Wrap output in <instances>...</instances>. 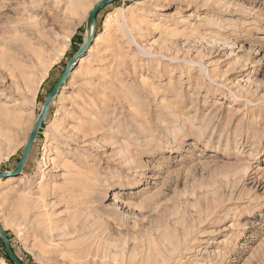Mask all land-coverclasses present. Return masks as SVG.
<instances>
[{
  "label": "rangeland",
  "instance_id": "374dc122",
  "mask_svg": "<svg viewBox=\"0 0 264 264\" xmlns=\"http://www.w3.org/2000/svg\"><path fill=\"white\" fill-rule=\"evenodd\" d=\"M98 1L0 0V170ZM0 219L25 264H264V0L102 7L21 174L0 178Z\"/></svg>",
  "mask_w": 264,
  "mask_h": 264
},
{
  "label": "water",
  "instance_id": "95a60500",
  "mask_svg": "<svg viewBox=\"0 0 264 264\" xmlns=\"http://www.w3.org/2000/svg\"><path fill=\"white\" fill-rule=\"evenodd\" d=\"M115 0H99L98 2H96V4H94L93 8L90 10L88 17H87V31L91 25V23L94 24V29L92 30L91 34L85 38L84 42L82 43L81 47L78 49V51L70 58L69 62L67 63L66 67L64 68L62 74L60 75V77L57 79V81L54 83V85L50 88V90L48 91L44 102H43V106L39 112V115L37 116L34 125L28 135L26 144L23 148L22 154L17 162V164L15 165V167L11 170V171H7V170H0V178H7L10 176H18L19 174H21L24 165L30 155L31 149L33 147V144L36 140V137L39 133V130L44 122V120L46 119L51 103L54 100V98L57 96V94L59 93V91L61 90V88L64 86L65 82L67 81V79L69 78L71 72L73 71L76 62L78 61V59L86 53L88 47L91 45L95 35H96V26H97V13L99 12V10L104 7L105 5L113 2ZM87 35V34H86ZM0 238L4 244L5 250L7 252V254L9 255V257L11 258V260L13 261L14 264H24L21 259L19 258V256L15 253L10 240L8 238V235L6 233V230L4 229L1 219H0Z\"/></svg>",
  "mask_w": 264,
  "mask_h": 264
},
{
  "label": "bare ground",
  "instance_id": "6f19581e",
  "mask_svg": "<svg viewBox=\"0 0 264 264\" xmlns=\"http://www.w3.org/2000/svg\"><path fill=\"white\" fill-rule=\"evenodd\" d=\"M61 11V10H60ZM94 29V24L93 23H91V25H90V27H89V29H88V34H87V37L91 34V32H92V30ZM36 33H37V31H36ZM37 42H38V44L40 45V47H41V49H36L35 47H31V44H32V41H29L30 43H28L27 44V42H25L24 43V45H23V48H30L31 47V49H29L30 50V53H31V59H33V61L35 62V63H40L41 65L43 64V61H42V56H43V51H44V48H48L47 46H49L50 45V43H51V41H50V37H48L47 36V33L45 32V31H42L41 33H39V35H37ZM36 43V42H35ZM23 48H21V49H23ZM42 48H43V50H42ZM113 49V48H112ZM19 50V49H18ZM116 54V53H115ZM117 56V55H116ZM15 58V57H14ZM14 58H11V62H10V60H9V62H8V59L7 60H5L6 62H7V65H5V63L4 62H2V65H4L5 67H2V65H1V68H4V70H5V78H9L10 80H11V77H13L14 75H17L18 73L15 71L16 69H19V65L16 63V61L14 60ZM15 61V62H14ZM45 67H48V66H45ZM1 72V71H0ZM4 72V71H3ZM2 73V72H1ZM44 74V73H43ZM1 75V74H0ZM3 75V74H2ZM3 80V79H2ZM4 81V80H3ZM2 81V82H3ZM1 82V81H0ZM26 83H27V87L29 88V90H30V92H32L31 94H34L33 92H36V90L39 88V85H40V81H39V83L36 81V80H32V78H29L28 80H26ZM16 93V92H15ZM21 92H18V93H16L17 95L18 94H20ZM26 94V95H25ZM24 95H25V97L28 95L27 93H25ZM21 95V94H20ZM12 98V97H11ZM32 97H30V94L26 97V100H27V102H32V99H31ZM11 101H12V99H11ZM18 101V100H17ZM17 101H15L13 104H11V105H16V104H18V102ZM1 103V102H0ZM10 105V106H11ZM6 106V105H5ZM9 106V105H8ZM8 106L5 108L6 110H7V108H8ZM16 108V107H15ZM14 108V109H15ZM4 109V106H3V108H2V105L0 106V122H1V125H5V123H8L9 121H10V117H9V111H11V110H9L8 112L9 113H7V111H5V109ZM10 109H12V108H10ZM14 111V110H13ZM15 111H16V109H15ZM14 111V112H15ZM14 114H16V113H12L11 115H13V118H16L17 119V117H16V115H15V117H14ZM19 118V117H18ZM1 135V134H0ZM71 140V139H70ZM60 141H62V142H60ZM60 141L59 142H56V145H54L55 146V149L57 148V147H59V146H62V145H65L66 143H63V142H67V140H65V139H63V137L60 139ZM54 150V149H53ZM46 160V159H45ZM45 162V161H44ZM46 163V162H45ZM44 163V164H45Z\"/></svg>",
  "mask_w": 264,
  "mask_h": 264
},
{
  "label": "trees",
  "instance_id": "16d2710c",
  "mask_svg": "<svg viewBox=\"0 0 264 264\" xmlns=\"http://www.w3.org/2000/svg\"><path fill=\"white\" fill-rule=\"evenodd\" d=\"M42 126H43V124H42ZM41 126V127H42ZM7 233V232H6ZM7 235H8V233H7ZM8 238H9V240H10V237H9V235H8ZM10 243H11V245H12V242H11V240H10ZM12 247H13V249H14V251H15V253L17 254V252H16V249L14 248V246L12 245ZM0 250H1V253H2V255L11 263V264H14L13 263V261L11 260V258L9 257V255L7 254V252H6V250H5V247H4V244H3V242H2V240H1V238H0ZM18 255V254H17ZM20 259H21V257H19ZM21 261L25 264V262L21 259Z\"/></svg>",
  "mask_w": 264,
  "mask_h": 264
}]
</instances>
